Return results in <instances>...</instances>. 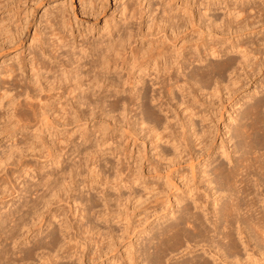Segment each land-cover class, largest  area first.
<instances>
[{
	"label": "rangeland",
	"instance_id": "1",
	"mask_svg": "<svg viewBox=\"0 0 264 264\" xmlns=\"http://www.w3.org/2000/svg\"><path fill=\"white\" fill-rule=\"evenodd\" d=\"M6 1L0 0V49L2 48L0 50V94L4 88L10 90L12 88L11 92L15 93L20 90L22 83L26 84L24 78L30 74L28 71L30 58H32L33 49H39V39L45 43L43 47L46 49V52L51 51V54L55 56L51 45L53 28H58L57 31L65 34L71 43L77 41L82 42L84 45L90 44L93 41L96 42L100 37L99 35L108 29L112 30L111 32L114 38H116L118 33L117 29L120 28V33H122L123 27L125 26L123 18L129 11L130 14L133 12L135 15L131 19L129 26L135 31V40L132 42V46L138 54H145L146 49L151 46L153 49H149L147 52L153 51L154 48H157L156 46L163 47L165 50H171L168 51V57L166 56V59L163 57L162 61L167 59L173 60L175 56V58L178 57L180 59L181 55L184 56L186 54L180 60L182 70L180 67L177 70L176 66L178 65L174 63V65H171L175 66V68H171L168 74L161 77L164 84L163 89H161V91L164 90L161 101L158 98L160 95L158 84L152 76H147V70L143 72L145 74L143 88H139V96L132 103H130L129 99V86H124V91L117 95L128 103L125 117L122 113V105H118L116 110L108 114L109 116H105V112H107L112 100L111 97L105 100L104 105L106 104L107 107L103 114L97 108L93 110L94 113H91V107L86 109L85 107L84 109L80 107L79 114L82 115L81 118L79 117L77 119L76 117L75 119H71L69 114H66L67 116L69 115L68 118L56 110L59 106L58 103L66 102L67 97L65 99L64 97L58 98L56 95V97L51 96L53 95L52 91L49 93L42 91L37 93L40 99L42 96L43 100H47L49 94L51 97L46 102L50 107H47L49 120L47 121L49 124L48 131L46 130L43 134H40L41 137L39 138L30 137V140L27 142L22 139L24 137L21 136L20 132L18 134L13 133L10 122H7L6 125L3 124L5 128L0 132V155L15 143L25 146L24 150H26L24 153L25 156H21L22 159L20 158L21 161L17 162L18 164H15L16 160H14L13 164L5 166V170L0 172V218L4 216L6 218V215L9 216L10 214H14V218L18 217L17 215L21 213L25 214L27 207H22L24 202L27 201V204L30 205L33 199H36L37 195L41 193L46 195L45 199L38 200L39 206H37L36 210L32 209V211L30 210L25 214L24 219L26 225L24 227L21 225L15 233L18 236V240L16 242L7 240L4 243V245L7 244L5 248L8 252H13V255H15L14 257L12 255V264H23V261L17 259V252H20L18 255L27 256L24 264H110L114 261L121 262V264H133V261H135L134 264H146V260H144L145 253L146 251L147 253L152 251V243H148V240L150 236H153V232L154 235L157 233L155 229L174 220V216L179 215L181 204L183 203H189L188 205L193 212L203 214L204 212L210 211V208L212 209L213 207L212 199L218 195L215 193L210 198H207L205 195V192L209 191V189L210 194L217 189L213 182L207 186V180L213 177L210 170L219 163L225 166L229 165V161L220 153L218 148L225 138L229 150L232 147V141L227 142V138L230 139L229 133L221 135L226 130L224 126L229 123L230 120L228 117L233 110V102L228 100L227 95L228 86H231V69L221 70L220 75L217 73V70H214L213 72L216 73L214 74L212 72L210 74V78L212 79L211 83L209 81V87H203L201 81L198 82V77H194L193 71L200 69L205 62L220 64L231 58L235 60V66L242 73L243 71L240 70L238 61H242L243 55L241 52L228 51L227 53H222L223 55L208 54L205 56L202 50L201 44L203 41L201 39L206 38L207 43H210L211 40L209 39L213 36L222 38L219 39L220 44H218L221 47L220 49L223 50H228L230 43L237 39L243 42L245 46H251L253 44L251 48L250 46L248 47L251 53L245 56V58L247 60L249 59L248 63H253L255 60L260 62L261 59H264V30L262 31L261 29V32L254 31V33L241 32L239 34L228 32L224 35L216 36L215 32L213 30L210 31L208 27L204 28L205 30L203 29V34L197 33L198 31L188 27L186 30L180 28L179 32H181H178L176 36H174V33L171 35L170 28L163 29L160 27L161 24L157 22L164 15L172 16L175 21L180 17H186L183 12L184 0ZM84 2L87 4L86 8ZM236 3L239 4L238 2ZM246 4V6H252L251 2ZM261 7H263L262 4ZM213 8L212 12L213 14L215 13L213 18L218 23L226 20L224 19L227 17L224 14V10L216 7ZM249 14L252 15L253 11H249ZM210 15L207 14L208 17ZM207 22L209 23V21ZM51 23L54 25L51 26ZM17 29L20 32L21 41L18 35L16 38L18 42L13 40L17 43L14 44L13 41H9V37L12 38L11 35L15 34L18 31ZM71 33L76 36V40ZM196 40L200 45L197 44ZM197 45L201 49H199L200 55H197ZM196 56H200L205 60L199 61ZM39 58L47 61V58L41 54H39ZM61 58V56H58L57 60H61ZM169 60L167 61L171 63ZM152 63H154V60H152ZM13 67L15 71L10 74V69ZM182 73L184 76L181 75ZM121 76L122 78L126 77L124 70L121 71ZM175 78L179 79L178 82H182L186 78L189 80L190 78L189 82L194 83L192 89H188L189 85L184 88L180 87V85L177 86L173 81ZM196 79L198 80L196 81ZM253 79V84L243 87L237 98L251 94L250 99L253 101L261 96V93L264 92V67ZM217 85L220 90L216 92L215 86ZM190 90L191 92L187 93ZM212 92L214 97L209 98L208 95ZM196 94L198 95L196 96ZM192 95L194 99L191 98ZM22 98L20 97L19 99L22 100ZM250 99H248V102L251 101ZM196 100H199L198 103L203 101L205 103L203 105H199L198 103L194 104ZM5 101L6 98H4L3 102ZM67 103L68 101L66 102V108L68 109ZM192 106H196L195 109ZM144 107L149 109L150 115L148 117H145ZM6 109H8L7 105L6 107L0 106V117L5 111L7 112ZM198 109L200 112L194 113ZM202 110H206V114L204 112L205 115H202L203 113L201 114ZM18 111L22 115H30L28 108L22 107ZM191 114H193V125L189 127L187 117ZM63 116H65V119ZM111 117L113 118L111 119ZM127 118L130 122H135V127L141 130V132L129 135L124 131L122 125H125V122L127 123ZM115 121L117 124H115ZM99 126L106 128V130L103 133L101 131L98 132L99 129L97 130V127ZM151 126L155 128L154 133L159 132L165 135L169 131L171 133L174 131L173 134L175 138H178L176 139L178 144L175 140L170 141L166 140V138L162 139L155 136L149 130ZM209 126H214L212 128L214 132L211 133L210 139L208 138L210 140L208 143L213 147V152L208 158L207 164V157L205 159H201V157L196 159L195 157L198 153L200 154V145L196 144L206 136V128ZM169 128L171 129L168 130ZM217 129L220 131H216ZM192 131H194L193 135H191ZM182 132L185 138L187 137L186 141L188 145L185 144V148L182 139H179V135ZM23 133H28L31 136V132L29 131H23ZM85 133L89 135L87 141L83 140V134ZM101 137L105 141L101 147L102 155L98 159H91L86 156L85 161V158L83 159V153H81L82 149L89 147L95 150L96 144L98 143L97 140H100ZM30 142H33V144H30L26 149V146ZM223 144H225L224 141ZM50 152L52 154L58 153L61 163L56 165L51 162L49 160L51 158ZM16 155L15 153L14 156ZM192 155L194 160L191 157ZM173 157L176 160L170 165L168 161ZM77 162H82L80 174L74 176V183L70 184V194L75 197V201H71V198L63 194L60 197V201L55 203V196L48 198L49 194L54 193V191L44 192L43 176L45 173L52 172L53 176H55V172H58V177H63L66 182H70L69 175H67L69 166ZM93 163L96 164H94L95 167H93ZM24 165L27 168L21 170ZM204 168L206 170L205 173L202 171ZM60 169L65 170L66 173L61 175L62 170L60 171ZM92 169L95 172L93 171L91 173ZM206 174H209V176H205ZM92 177H95V181L91 184L93 188L87 189L84 184L90 182ZM105 181L108 183L103 187L101 184ZM129 183L131 187L128 186ZM167 193L168 195L171 194L172 206L174 205V207H169V203L166 202L165 194ZM182 193L186 194L187 197L181 204L176 205L173 195ZM103 194H108L112 199L109 202L111 212L109 217L105 215L107 211L103 209H106V207L100 201L103 198ZM196 196L200 197V199L199 197L197 198L199 199L198 202L200 200L206 202L208 210H202L203 205L198 209L194 207L195 203L193 198ZM87 198H90L92 201L95 200L93 202V211L86 213L87 209H85V211L81 212L77 201L81 199L88 206L90 202L87 201ZM46 199H48L47 204L44 201ZM173 211L175 212L174 215H172ZM206 217L209 218V215H206ZM88 219L95 226L94 229L87 230V228L90 229L87 226ZM62 220L66 221L69 226L67 232L61 226ZM12 224L13 222H10V220H6L3 225L0 223V233ZM4 226L6 227L5 229L3 228ZM98 227H101L102 230L104 229L103 231L105 233H102L101 236L96 234V228ZM144 227L147 228V231L140 233ZM187 228L188 231H191V228ZM49 233H52L54 236L56 233L60 244L65 243L67 239L70 240L67 244L68 257L65 253H62L61 249H58L59 246L56 249L54 247L53 250L44 246L48 240L47 236ZM65 235L68 236L66 237ZM1 239L2 236L0 237V241ZM131 241L134 242V247L131 245ZM38 242L43 245L40 249H36L35 247ZM20 249H23V252ZM190 249L187 248L179 254H168L166 257H163L164 259L162 258L160 260V264H172L178 261V259H182L181 257L191 255L193 250L196 251L194 253L205 254L199 247H193L191 251ZM73 250L75 251L72 255L71 251ZM47 253L49 254L48 256ZM2 260L5 261V259ZM5 262L4 264H6Z\"/></svg>",
	"mask_w": 264,
	"mask_h": 264
},
{
	"label": "bare ground",
	"instance_id": "2",
	"mask_svg": "<svg viewBox=\"0 0 264 264\" xmlns=\"http://www.w3.org/2000/svg\"><path fill=\"white\" fill-rule=\"evenodd\" d=\"M235 1L239 4H237ZM249 2L252 3V6H246L248 5L246 3ZM81 3L83 5L82 1ZM261 4L263 7H261ZM86 7L87 4H85V8ZM213 7L224 10V14H226L228 18L225 17L224 19L226 20L218 23L215 18H213V16H215V13L213 14L212 12L214 9ZM59 11L61 10L59 9ZM249 11H253V14L250 15ZM263 11L264 0H232V2L231 0H184L183 12L186 17H180L175 21L172 16L164 15L163 17L161 16L160 21H158L157 23H160V27L163 29L170 28V33L171 35H173L174 33V36H176L180 28H184L186 30L188 27L198 31L197 33L200 34H203L205 30L204 28L208 27L210 31L213 30L215 32L216 36L224 35L228 32L238 34L241 32L254 33V31H260L261 29L262 31L264 30ZM207 14L211 15L208 17ZM56 17H58V15ZM134 17L135 15L133 14V12L130 14V11L127 15H125V17L123 18L125 26L123 27L122 33H120V28L117 29L118 33L116 35V38L113 37V33L111 32L112 30L108 29L105 32H102L101 35H99L100 37L98 38V40H96V42L93 41V43L85 45L82 42L77 41L71 43V41L67 39V36L65 34H63L61 31V33L57 31L58 28H53V32L51 33V45L52 51H54L55 56L51 54V51L46 52V49L43 47V44L45 43L41 41V39H39V51L33 49V54L32 58H30L28 69L30 74L26 75V77L24 78L26 84L22 83L20 85V90L16 91L15 93L11 92L12 88L11 90L8 88H4L3 92L0 94V106L6 107L7 105L8 108L6 109L7 112L5 111V113L0 117V122L2 124L0 126V132L5 128L4 125H6L7 122H10V124L12 125L11 127L13 129V133L18 134L20 132L21 136L24 137L22 139L27 142L30 140V137L39 138L41 137L40 134H43L46 130L48 131L49 124L47 123V121L49 120L47 115V107L49 106L46 102L49 101L51 97L49 94V98L47 100H43L42 96L40 95V99L37 93L42 91H47L48 93L52 91L53 95L51 96L56 95L58 98L64 97L65 99V97H67L68 99L66 98V102L68 101L67 104L69 108H66V102H61L58 103L59 106L58 108H56V110L65 116H67L66 114H69L70 116H68L71 119H75L76 117L77 119L79 117L81 118L82 115L79 114L80 107H83V109L84 107L85 109L91 107V113H94L93 110L97 108L98 111L103 114L106 110L105 108L107 107L106 104L104 105L105 100L111 97L112 100L109 104L107 112H105V116L110 114V112L112 113L114 110H116L118 108V105H122V113L125 117L127 114L126 107L128 103L122 100L117 94L124 91V86H129V99L130 103H132L139 96V88H143L142 86L144 84L145 76L143 72L145 70H147V76H152L154 80H156L158 89H160V95L158 96V98H160L161 101L164 91H161V89H163L164 87L161 77L168 74L171 68H175V66H172L174 65V63L175 65H178L176 66L177 70L179 69V67L181 68L182 63L180 62V60H182V58L185 57L186 54L184 56L181 55L180 59H178V57L175 58L176 56L174 57L175 59L173 58V60L167 59L171 63H169L167 60L162 61L163 57L166 59V56L168 55V51L170 49L165 50L163 47L160 48V46H156L157 48H154L153 51L151 50L150 52H147L149 49H153L151 48V46L150 48L146 49V51L144 52L145 54H138L136 52V49H134V47L132 46V42L135 40V31H133L129 26V23H131V19H133ZM207 21H209V23ZM52 25L54 24L51 23V26ZM19 33V30L15 34L10 33L12 34V38L9 37V41L11 42L13 40H16ZM72 36L74 35L72 34ZM166 36L169 38L168 35ZM18 38L20 40V35ZM74 38L76 40V36H74ZM219 39L222 38L213 36L209 39L211 40L210 43H207L206 38H204L203 40L201 39V41H203L201 44L203 48L202 50L205 56L208 54H216L217 56L223 55L228 51H237L238 53L241 52L243 55V59L242 61H238V64L241 68L240 70H242L243 72L241 73L237 69V66H235V60L229 58V60H226V62L221 61L222 63L220 64L205 62L200 69L194 70L193 74L194 77H198L199 80L196 79V81H201L203 87H209L212 79L210 78V74L214 70H217V73L220 75L221 70L231 69V86H228L227 95L228 100H231V102H233V110L228 117L230 120L229 123L224 126L226 130L221 135L229 133L230 139L227 138V142L232 141V147L229 150L225 138V140L223 139L225 144H223L222 141V144L218 148L220 153L224 155L229 161V165L225 166L224 164L219 163L213 166L212 170H210L213 177L207 180V186L213 182L217 189L212 194H210L209 189V191L205 192V195L207 198H210L214 196L215 193L218 194L212 199L213 207L212 209L210 208V211H207L206 213L203 211V214L199 212H193L191 210V207L188 205L189 203L181 204L187 197L186 194L182 193L173 195L175 197L174 202L176 203V205H182L180 213L179 215L174 216V220H172L168 224L160 226L159 228H157L158 230L155 229L157 233L155 232L156 234L154 235L153 232V236L149 237L148 243H152V251L148 253L146 251L145 253L146 255L144 257V260H146V264H160V260L163 257H166V255L172 253L179 254L185 249H192L193 247H199L201 251L205 253V256L203 254L194 253L196 251L193 250L191 255H188L187 257H181L182 259H178V261L173 262L172 264H264V92L261 93V96L259 98H256V100L253 101L250 99L251 94H247L242 96L241 98H237L240 90L243 87L253 84L254 76H256V74L264 67V59H261L260 62L255 60V62L253 63H248L249 59L247 60L245 56H248L251 53V50L248 49V47L250 46L249 44V46H245L243 42L237 39L238 41L236 40L230 43V47L228 50H223L220 49L221 47L219 45ZM17 40L16 42H18ZM32 40L34 41V39ZM197 40V44L200 45ZM16 42H14V44ZM199 45H197L198 47L196 48L198 51L197 55H200ZM252 45L253 44H251V46ZM39 54L45 56L47 58V61H45L44 59H40ZM58 56L62 57L61 60H57ZM196 57L199 61L205 60L200 56ZM152 60H154V63H152ZM10 70V74L15 71L14 67ZM123 70L125 71V78H122L121 76V71ZM178 74L180 75L179 71ZM181 75L184 76L183 73ZM241 76L243 77L241 78ZM189 80L186 78L182 80V82H178L179 79L175 78L173 81L177 86L180 85V87L184 88L189 85L188 89H192L194 83H190ZM215 90L216 92L217 90H220L218 85L215 86ZM188 92H191V90L187 91V93ZM197 95L198 94H196V96ZM213 95L214 94L212 92L208 95V97H214ZM20 97H23L22 100L19 99ZM4 98H6L5 102H3ZM191 98H193V95ZM248 99H250L251 101L248 102ZM198 101L199 100H196L194 104L198 103ZM204 103L205 102L203 101L199 102L198 104L203 105ZM55 106L57 107V105ZM22 107L28 108V110L30 111V115L26 116V114H20L18 110ZM192 107L195 109L196 106ZM205 111L206 110H202L201 114L203 113L202 115H205ZM198 112H200L199 109L194 113ZM144 113L145 117H148L150 115L149 109L147 107H144ZM75 114L76 116H74ZM193 114L187 117V123L189 127L193 125ZM65 116H63L64 119ZM112 118L113 117H111V119ZM126 121L127 123L125 122V125L122 126L124 127V131H126L129 135L138 134L139 132H141V130H138V128L135 127V122H130L128 118ZM115 124H117L116 121ZM213 127L209 126L208 128H206V136L196 144L200 145V154H195L196 159L199 157H201V159H205V157H207L206 161L209 160L208 158L213 152V147L210 146L208 141L210 142L209 137L211 136V133L214 132V130H212ZM98 129V132L101 131L102 133L104 130H106V128L101 126L97 127V130ZM154 129L155 128L152 126L149 127V130L151 132L155 131ZM170 129L171 128H169L168 130ZM23 131L31 132V136H29L28 133H23ZM216 131L220 130L217 129ZM173 132L174 131H172L171 133L169 131V133H166L165 135L164 133L161 134L159 132L153 133L155 136H158L162 139L166 138V140H175L176 142V139L178 138H175ZM193 134L194 131H192L191 135ZM179 136V139H182L184 143L183 146L185 148V144H187V137L185 138L183 132ZM88 137L89 135L87 133L83 134L84 141H87V139H89ZM97 141L98 143L96 144L95 150H92L89 147H84L82 149L81 153H83V159L86 156L90 157L91 159H98V157L102 155L101 147L104 145L105 141L103 140V137H101V139ZM176 143L178 144V141ZM30 144H33V142H30L26 146V149L28 146H30ZM24 149L25 146L15 143L14 145L10 146L8 150L2 152L0 155V172L5 170V166L13 164L14 160H16L15 164H18L17 162L21 161L20 158L22 159L21 156H25L24 153L26 150ZM15 153L17 154V157L14 156ZM50 157L51 158L49 160L54 164L57 165L61 163L59 158L60 155L58 153L52 154L50 152ZM191 157L193 158V155ZM174 160H176V158H171L168 161L169 164H173ZM81 163L82 162L72 163L69 166L70 168L67 172V175H69L70 182H66L63 177H58V172H55V176H53V172L45 173L42 178V180L44 181L43 186H45L44 192L54 191V193L49 194L48 198H52L55 196V203H58L60 201V197L63 194H66L67 197L71 198V201H75V197L70 194V184L74 183V176L80 174V169L82 166ZM94 164L95 163H93V167H95ZM24 168H27V166L24 165L21 170H23ZM28 168L30 169L29 166ZM61 170V175L66 173L65 170L60 169V171ZM93 171L94 170L92 169L91 173ZM202 171L205 173V168ZM96 174L98 175L97 172ZM205 176H209V174H206ZM94 181L95 177H92L90 182H87L86 184H84V186H86L87 189H92L93 186L91 184ZM107 183L108 182L105 181L102 182L101 185H103L104 187L107 185ZM128 186L131 187V184L129 183ZM170 195L171 194L168 195V193L165 194L166 202L169 203V207L172 206L173 202L171 201ZM45 197L46 195L44 193H41L37 195L36 199H33L30 205L27 204V201L24 202L22 204V207H27L25 211L26 213H24L27 214L30 210L32 211V209L36 210L37 206H39L38 200L40 201L42 199H45ZM198 197L199 196L193 198V201L195 203L194 207H197L198 209L203 205L202 210H208V208L206 207V202H202L201 200L200 202H198L200 199V197L199 199H197ZM111 200L112 199L108 196V194H103V198H101L100 200L101 203H103V206L106 207V209L103 210L107 211L105 212V215L108 217L111 214L109 209V202ZM44 201L46 202V204L48 203V199ZM87 201L90 202L88 206L86 205V203L82 202L81 199L77 201V205H79L81 212L85 211V209H87L86 213L93 211V202L95 200L92 201L90 198H87ZM172 207H174V205ZM25 214L21 213L20 215H17L18 217L15 218L14 214H10L9 216L5 214L8 219L7 217L5 218V216L0 218L1 225H3L6 220H10V222H13V224L10 225L9 228H7L6 230H2V232L0 233V235L2 236V239L0 241V264H2V261L3 264L5 261L6 264H9L11 262L12 255L14 253H9L5 248L7 244L4 245V243L7 240L14 242L18 240V236H16L15 233L21 225L23 227L26 225V221L24 219ZM174 214L175 212L173 211L172 215ZM206 215H209L210 220H208L209 218L206 217ZM87 222V226L90 227V229L86 227L87 230H91L92 228L94 229L95 226L92 225L89 219L87 220ZM61 226L63 230H66L67 232L69 228L67 222L62 220ZM186 226L189 227V229L191 228V231H188V228ZM3 228L5 229L6 227L4 226ZM96 229V234L98 236H101L102 233H105L103 231L104 229L102 230L101 227H98ZM146 229L147 228L144 227L140 233L146 232ZM65 236L67 237L68 235ZM47 238L48 240L44 244L45 247L53 250L54 247L56 249V247L59 246L58 249H61L62 253H65L66 256L68 255L69 252L67 244L70 240L67 239L65 243L60 244V240L56 236V233L55 236L52 235V233H49ZM131 245L134 247L133 241H131ZM42 246L43 245L38 242L36 243L35 247L36 249H40ZM20 250L21 252H23V249ZM74 251L75 250L71 251L72 255ZM18 253L20 252H17V259L19 261H23L22 263L24 264V260L27 256L21 254L18 255ZM48 255L49 254L47 253V256ZM65 255L63 256L65 257ZM14 256L15 255H13V257ZM1 259H5V261H1ZM133 262L135 263V261ZM10 264H12V262ZM110 264H121V262L114 261Z\"/></svg>",
	"mask_w": 264,
	"mask_h": 264
}]
</instances>
